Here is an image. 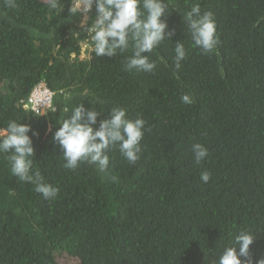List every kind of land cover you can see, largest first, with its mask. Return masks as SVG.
I'll return each mask as SVG.
<instances>
[{"label": "trees", "instance_id": "1", "mask_svg": "<svg viewBox=\"0 0 264 264\" xmlns=\"http://www.w3.org/2000/svg\"><path fill=\"white\" fill-rule=\"evenodd\" d=\"M165 2L174 35L148 54L157 67L143 73L125 70L131 47L95 55L87 41L95 6L82 27L85 14L72 16L71 0L55 8L0 0V132L10 121L30 125L33 171L59 188L44 199L0 154V264H59L65 255L75 264H216L241 231L255 237L242 264H264V0ZM197 3L217 23L220 44L209 54L184 24ZM177 42L187 50L179 69ZM41 82L55 95L37 115L25 105ZM81 104L102 113L95 128L113 107L142 117L140 160L130 164L115 148L107 174L87 163L65 168L53 136ZM197 142L209 153L199 164Z\"/></svg>", "mask_w": 264, "mask_h": 264}, {"label": "clouds", "instance_id": "2", "mask_svg": "<svg viewBox=\"0 0 264 264\" xmlns=\"http://www.w3.org/2000/svg\"><path fill=\"white\" fill-rule=\"evenodd\" d=\"M9 6L14 7L15 0H9ZM93 6L96 15L91 25L87 27L89 33L87 41L95 55L114 57L131 47L132 55L127 59L125 70L154 72L156 62L150 60L148 54L174 35V30H168L169 26L165 19L169 14L165 0H71L69 12L72 16L78 13L85 14V20L81 23L83 27L87 21V13L92 11ZM51 7H56L55 0H52ZM183 19L194 47L199 48L204 54L217 49L220 36L212 12L202 13L197 3L183 15ZM174 52V62L179 69L182 66L181 62L187 57L185 44L177 42ZM40 84L45 83L37 85ZM181 99L186 104L194 102L188 94L183 95ZM52 105L43 114L37 115H44ZM64 112H69V109L65 108ZM101 114L93 108L86 109L84 104H81L71 110L70 116L59 122L60 126L55 131L53 139L63 150L65 168L75 170L80 164L87 163L94 165L100 173L107 174L110 165L109 153L115 148L119 149L130 164L140 160L147 122L142 117L131 118L127 108L118 106L110 110V118L100 120L99 127L95 128L94 125ZM31 131L28 124L8 122L7 128L0 132V154H8L6 159L10 165V172L20 182L34 184L36 192L46 200L55 199L59 188L44 182L39 171H33L35 149L29 135ZM33 135L37 133L33 132ZM191 151L197 164L204 161L209 154L208 149L198 142L192 144ZM210 179L209 172L201 174L203 182L207 183ZM254 238L251 233L241 231L235 236L234 246L224 248L216 264H242L241 257L248 256Z\"/></svg>", "mask_w": 264, "mask_h": 264}, {"label": "built area", "instance_id": "3", "mask_svg": "<svg viewBox=\"0 0 264 264\" xmlns=\"http://www.w3.org/2000/svg\"><path fill=\"white\" fill-rule=\"evenodd\" d=\"M54 93L45 85H37L29 96L26 108L36 114H43L52 105Z\"/></svg>", "mask_w": 264, "mask_h": 264}, {"label": "rangeland", "instance_id": "4", "mask_svg": "<svg viewBox=\"0 0 264 264\" xmlns=\"http://www.w3.org/2000/svg\"><path fill=\"white\" fill-rule=\"evenodd\" d=\"M87 19H88V15H87ZM85 20V17L83 18V21ZM82 52H81V59H85L87 57H89V53L87 52V47L88 45L86 43H83L82 45ZM76 260L69 257L68 255H65L64 257L61 258L60 263L59 264H75Z\"/></svg>", "mask_w": 264, "mask_h": 264}]
</instances>
